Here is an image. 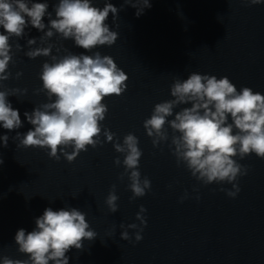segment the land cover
<instances>
[{
    "label": "water",
    "instance_id": "obj_1",
    "mask_svg": "<svg viewBox=\"0 0 264 264\" xmlns=\"http://www.w3.org/2000/svg\"><path fill=\"white\" fill-rule=\"evenodd\" d=\"M56 2L49 0L50 12ZM109 2L118 9L123 5V0ZM93 3L104 6V0ZM151 4L139 17L135 8L123 5L115 23L110 14L107 22L119 38L111 47L93 49L112 56L129 77L123 95L104 100L109 111L101 123L121 143L127 133L138 137L143 152L141 177L151 181V190L143 197L130 199L133 193L127 176L119 179L124 167L114 164L123 155L103 135L102 146L89 147L72 163L62 155L59 161L49 158L47 149L17 147L16 132L23 134L32 127L24 112L47 102L45 94L35 90L42 87L39 73L50 58L25 56L26 40L43 35L31 26L25 29V38L10 40L14 52L16 43L22 50L15 52V63L9 65L12 75L3 84L8 89H27V93L8 97L23 126L13 131L0 126V135L9 136L7 147L0 141V257L28 259L18 251L16 232L21 228L32 231L35 219L47 207H75L86 214L97 238L85 240L83 251L68 252L69 264H264V159L255 154L243 160L237 157L249 171L238 179L240 191L232 198L220 190H232L231 184L205 186L183 165L177 166L168 147L170 128L169 141L154 148L143 127L156 103L172 99L173 80L187 79L191 72L227 76L238 91L247 86L264 95V3L151 0ZM44 20L47 24V17ZM50 42L63 44L75 54H92L56 35ZM52 54H57L55 48ZM17 72L23 73L18 79ZM185 106L190 105L180 107ZM114 184L119 199L118 211L112 213L105 200ZM185 192L188 198L180 202ZM141 205L147 209L143 239L135 240L137 229H127L130 239H121V223L140 225L136 214Z\"/></svg>",
    "mask_w": 264,
    "mask_h": 264
},
{
    "label": "clouds",
    "instance_id": "obj_2",
    "mask_svg": "<svg viewBox=\"0 0 264 264\" xmlns=\"http://www.w3.org/2000/svg\"><path fill=\"white\" fill-rule=\"evenodd\" d=\"M242 2L258 5L264 0ZM123 5L135 8L137 17L152 6L151 0H123ZM123 5L118 9L109 0H104L101 8L94 6L93 0H58L50 12L49 0H0V29H3L0 31V126L8 131L23 126L19 111L13 108L8 97L25 95L27 89H8L3 82L12 75L9 65L15 63V52L22 50L16 43L14 52L10 40L25 38L28 35L25 29L31 26L43 35L28 38V50L24 54L30 59L50 58L42 64L39 73L42 87L35 90L36 94L44 93L47 102L35 106L31 112H24L32 127L23 134L16 132L13 139L19 141L17 147L47 149L49 158L59 161L62 155L72 163L89 147L102 146L100 137L103 135L106 142L113 143L114 150L123 155V160L117 157L114 164L123 165L124 172L119 179L122 181L127 176L128 188L133 193L130 199H135L151 190V181L142 178L139 170L143 152L138 146V137L127 133L121 143L116 133L103 128L101 123L109 111L104 100L123 95L129 77L112 56L93 52L102 46L111 47L118 40L119 33L113 31L107 21L111 14L115 23ZM54 35L62 41L72 40L76 47L92 54H75L63 44L51 43ZM38 41L39 46H36ZM54 48L56 55L52 54ZM61 52L65 54L60 55ZM22 74L17 72L16 78ZM170 96L172 99L156 103L150 117L143 122L153 147L169 141L170 128L172 135L168 147L177 166L183 165L205 186L231 184L232 190H220L235 198L240 191L238 179L249 171L237 157L243 160L255 154L264 159V95L247 86L238 91L227 76L217 78L216 75L191 72L187 79L173 80ZM182 105L190 106L180 107ZM178 107L179 111L174 113ZM8 140V135H0L3 147H7ZM193 191L198 192V189ZM187 198L185 192L180 202ZM199 198L197 195L196 199ZM118 199L114 184L105 200L110 212L118 211ZM146 211L141 205L136 214L140 225L120 224L124 229L121 239H130L127 229H137V242L143 239L141 233L147 226L143 214ZM96 238L97 233L90 229L86 214L81 210L47 207L35 219L32 231L21 228L15 234L18 251L28 259L2 256L0 260L2 264H69L68 252L73 248L83 251L84 241Z\"/></svg>",
    "mask_w": 264,
    "mask_h": 264
}]
</instances>
